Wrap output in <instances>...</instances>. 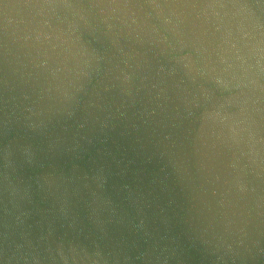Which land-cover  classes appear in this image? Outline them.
Masks as SVG:
<instances>
[{
  "label": "water",
  "instance_id": "95a60500",
  "mask_svg": "<svg viewBox=\"0 0 264 264\" xmlns=\"http://www.w3.org/2000/svg\"><path fill=\"white\" fill-rule=\"evenodd\" d=\"M0 264H264V0H0Z\"/></svg>",
  "mask_w": 264,
  "mask_h": 264
}]
</instances>
